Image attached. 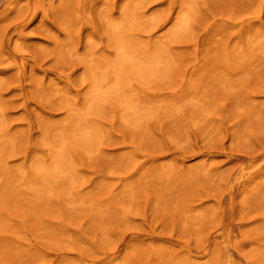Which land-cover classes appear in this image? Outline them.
Instances as JSON below:
<instances>
[{
	"label": "rangeland",
	"instance_id": "rangeland-1",
	"mask_svg": "<svg viewBox=\"0 0 264 264\" xmlns=\"http://www.w3.org/2000/svg\"><path fill=\"white\" fill-rule=\"evenodd\" d=\"M0 264H264V0H0Z\"/></svg>",
	"mask_w": 264,
	"mask_h": 264
}]
</instances>
